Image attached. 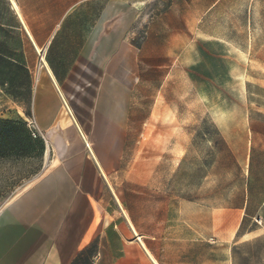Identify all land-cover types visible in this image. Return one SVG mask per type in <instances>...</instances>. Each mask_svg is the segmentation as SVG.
Segmentation results:
<instances>
[{
    "label": "crops",
    "instance_id": "0c3cea01",
    "mask_svg": "<svg viewBox=\"0 0 264 264\" xmlns=\"http://www.w3.org/2000/svg\"><path fill=\"white\" fill-rule=\"evenodd\" d=\"M1 1L13 20L0 22L2 34L15 29L22 49L38 55L31 69L17 60L18 49L3 54L21 66L17 76L23 68L29 74V116L49 166L0 208V264H88L87 252L98 255L114 238L141 256L131 264H264V122L254 131L260 141L242 153L225 242L201 240L197 226L142 233L114 189L132 127L145 118L140 90L125 78L139 21L148 42H199L201 22L223 11L237 36L225 42L244 44L241 58L264 60V0H13L17 9ZM255 69L264 75V64ZM19 80L0 92L17 100ZM243 85L264 90L263 82Z\"/></svg>",
    "mask_w": 264,
    "mask_h": 264
},
{
    "label": "rangeland",
    "instance_id": "374dc122",
    "mask_svg": "<svg viewBox=\"0 0 264 264\" xmlns=\"http://www.w3.org/2000/svg\"><path fill=\"white\" fill-rule=\"evenodd\" d=\"M217 15L201 22L199 42H148L139 21L133 43L137 55L125 52V78L137 84L145 118L132 127L114 189L142 233L197 226L201 240L225 242L228 235L221 229L235 221L229 209L243 183L242 153L260 141L254 131L257 121L264 122V90L243 84L264 83V75L255 71L264 60L239 57L244 44L225 42L237 36L226 26L223 11ZM0 22H13L1 0ZM9 30L0 31V52L18 49L17 60L32 69L38 55L23 50L18 31ZM15 95L0 92V119L15 122L10 134L0 124V208L49 166L47 144L29 116V97L21 92L16 100ZM113 240L98 255L89 250L88 264H131L141 258Z\"/></svg>",
    "mask_w": 264,
    "mask_h": 264
},
{
    "label": "trees",
    "instance_id": "16d2710c",
    "mask_svg": "<svg viewBox=\"0 0 264 264\" xmlns=\"http://www.w3.org/2000/svg\"><path fill=\"white\" fill-rule=\"evenodd\" d=\"M17 67L19 69V65H17L13 60H8L5 58V56L0 52V86H2L5 82H8L9 84L15 83L16 80L20 79V83L22 84V93L29 95L30 94V78L27 70L23 68V73L16 74L14 71V68ZM1 124V130L3 132H6L7 134L13 132V125H15V122L11 120H4L0 119ZM31 133V131L29 130ZM25 138L29 139V133H27L26 130H24ZM32 135V134H31ZM33 136V135H32ZM36 136V135H35ZM33 136V137H35Z\"/></svg>",
    "mask_w": 264,
    "mask_h": 264
},
{
    "label": "bare ground",
    "instance_id": "6f19581e",
    "mask_svg": "<svg viewBox=\"0 0 264 264\" xmlns=\"http://www.w3.org/2000/svg\"><path fill=\"white\" fill-rule=\"evenodd\" d=\"M12 3H13L14 8L17 9V6H16V4L14 3L13 0H12ZM37 50H38V49H37ZM39 51H40V50H39ZM41 59H42L44 65H45V61H44L43 57H42ZM46 156H47V153H46ZM116 199H117V198H116Z\"/></svg>",
    "mask_w": 264,
    "mask_h": 264
},
{
    "label": "built area",
    "instance_id": "2783aa9c",
    "mask_svg": "<svg viewBox=\"0 0 264 264\" xmlns=\"http://www.w3.org/2000/svg\"><path fill=\"white\" fill-rule=\"evenodd\" d=\"M37 53H39V51L37 50ZM40 55V54H39ZM30 131H31V134L33 135V136H35L36 134H35V132H34V130L32 129V128H30Z\"/></svg>",
    "mask_w": 264,
    "mask_h": 264
}]
</instances>
